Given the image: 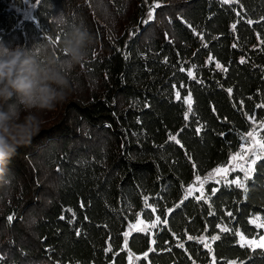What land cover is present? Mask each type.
I'll return each mask as SVG.
<instances>
[{
  "label": "trees",
  "instance_id": "16d2710c",
  "mask_svg": "<svg viewBox=\"0 0 264 264\" xmlns=\"http://www.w3.org/2000/svg\"><path fill=\"white\" fill-rule=\"evenodd\" d=\"M24 2L32 17L17 23ZM262 18L264 0H0V47L39 56L47 43L62 60L72 26L95 39L66 69L67 102L39 113L43 129L0 174V264H125L127 251L137 264H264V248L241 247L232 231L262 235L248 219L264 218V158L243 189L208 182L183 194L237 149L248 118L264 120ZM138 217L161 222L132 232L125 249L122 234Z\"/></svg>",
  "mask_w": 264,
  "mask_h": 264
},
{
  "label": "clouds",
  "instance_id": "9594fccd",
  "mask_svg": "<svg viewBox=\"0 0 264 264\" xmlns=\"http://www.w3.org/2000/svg\"><path fill=\"white\" fill-rule=\"evenodd\" d=\"M64 16L58 17V23ZM93 35L82 24L64 36L58 58L51 44H40V55L23 46L0 47V174L19 147L26 146L42 128L39 113L55 110L74 91L66 69L75 68L89 56Z\"/></svg>",
  "mask_w": 264,
  "mask_h": 264
},
{
  "label": "snow or ice",
  "instance_id": "6c2138e0",
  "mask_svg": "<svg viewBox=\"0 0 264 264\" xmlns=\"http://www.w3.org/2000/svg\"><path fill=\"white\" fill-rule=\"evenodd\" d=\"M43 0H35L36 4H41ZM145 3L148 2V0H144ZM224 3H230V2H235V0H223ZM161 5L158 2H155L151 5H149V10L147 12V20H143L142 23L147 24L149 21L154 19V12L155 9L159 8ZM264 19V18H262ZM249 23H252V21H249ZM233 29H235V25H233ZM59 37L53 38L52 42L55 44L58 41ZM235 46V45H234ZM211 59V57H209ZM217 67H221L219 64ZM183 70V69H181ZM189 76H192V72L189 71L188 73ZM231 91V90H229ZM176 98L177 100H180V93H176ZM184 102L188 104V112L185 113V119L188 118V113L191 112V96L189 94L188 97L184 99ZM261 107V106H258ZM250 119L253 120L255 124V118L251 117ZM259 131L257 130L256 127H253L252 130L248 131L246 134H240L241 139L245 141V143H242L240 145V150L230 154L231 156V161H226L225 164L228 165V167L224 166H218L217 168H214L207 176H205L203 179L197 174L195 176V182L198 183L201 187L203 184L207 181L213 178L215 174H222L223 176H226L227 173L231 171H235L237 167H239V170L244 173V180L250 178L251 172L254 170L252 168V165L256 163V160L264 158V136L260 135L261 131H264V120L259 122ZM200 129H197L199 132ZM170 140H174L176 143H179V141L176 139L175 136L170 135L169 136ZM247 145V146H246ZM251 157H255V159H251ZM241 161V163L237 164L235 163L236 161ZM247 165V166H246ZM195 168V164L193 165ZM244 180H241L239 177L231 183L235 184L239 188H244ZM193 186H189V188L186 190L188 195L192 194V191H194ZM246 190V189H245ZM203 197V194H202ZM198 197V199L202 198ZM145 206L148 207L147 204V197H145ZM67 211H71V209H68ZM155 211V209H153ZM231 215V213H229ZM64 217H61L63 219ZM9 223H11L15 217L14 215H9L7 217ZM160 217H157L155 221H153L149 225H144L143 227H137L136 225H130V229H134L135 231H144L147 232L150 228L156 227L158 223H160ZM252 223H255L258 228H264V218H261L259 216L255 217L252 221ZM141 224H143V221H140ZM163 223H167V221H163ZM221 231H230L228 228H221ZM234 231V234L239 237V244L241 247H249V248H264V235H260L258 239L256 237H253L252 239L246 238L243 234L239 232V230H232ZM125 236V249H127V238L129 236V232L124 233ZM190 240L191 239H197L195 237H188ZM220 239L218 235L211 236V241H216ZM198 242L202 243L205 248L209 250V252H212V247H211V242L208 241V238L206 237H199ZM152 243H155V241H152ZM180 247H183L182 244L178 245ZM111 249H107L106 251H110ZM154 249L149 248V251H153ZM133 255L131 252H129V264H133ZM144 257L147 258V253H144ZM0 259H3V257H0ZM138 259V257H137ZM212 264H216L215 258H213ZM226 264H237L236 261H226ZM242 264V262H240Z\"/></svg>",
  "mask_w": 264,
  "mask_h": 264
},
{
  "label": "rangeland",
  "instance_id": "374dc122",
  "mask_svg": "<svg viewBox=\"0 0 264 264\" xmlns=\"http://www.w3.org/2000/svg\"><path fill=\"white\" fill-rule=\"evenodd\" d=\"M33 8H34V5H32L30 3H27V2H24L23 5H21V6H15L14 9H15V11L17 13V19H18L17 20V23H21L22 20H26V19L31 18L32 17ZM147 12H148V10H147ZM147 12H146L145 17H144L145 20H147ZM186 97H188V96H186ZM259 122L260 121H255V124H254L253 120L250 119V118H248L249 127H248L247 131L244 132L243 134H246L248 131L252 130L253 127H256L257 130L259 131V127H258ZM260 135L264 136V131H261L260 132ZM242 143H245V141H243L241 139V136H240L239 145H238L237 149L235 151L231 152L230 154H233V153L239 151L240 150V145ZM230 154L228 155L226 161H229V162L231 161ZM251 159H255V157H251ZM225 162L223 164L218 165V166L228 167V165L225 164ZM235 163L239 164V163H241V161L238 160ZM218 166L213 167V168L209 169L207 172H205L204 174L200 175L201 179H203L205 176H207L214 168H217ZM238 172H239V174H238ZM238 177L241 180H244V173L239 170V167H237L235 171H231L230 170L227 173V175L226 176H223V177H222V174H215L212 179L207 180L205 183H208V182H215L217 184L219 182L231 183V181L237 179ZM194 182H195V176L193 177V179H192V181H191L190 184H188L186 186H183V192H184L183 194H184V197L185 196L195 195L196 193L197 194H200L202 192L203 186L201 187L198 183H194ZM231 184H233V183H231ZM190 185L193 186L195 190L192 191V194L191 195H188L187 192H186V190L189 188ZM257 216L258 215H252V216H250L249 219H248V221L255 228L263 230L262 235H264V228H258L255 223H252L251 222ZM155 220L156 219H153L150 222H146V221H143L140 217H138L134 222L128 224L126 226V228H125V231L122 234V237H123V247H125V236H124V233L125 232H129V235H130L132 232L135 231L134 229H130V225H136L137 227H143L144 225L151 224ZM140 221H143V224H141ZM151 230H152V228H150L147 232L151 233ZM141 232H144V231H141ZM127 240H128V238H127ZM126 253H127V258H126V263L125 264H129V252L127 251ZM137 260H138L137 257L133 256V264H137ZM237 264H238V262H237Z\"/></svg>",
  "mask_w": 264,
  "mask_h": 264
}]
</instances>
